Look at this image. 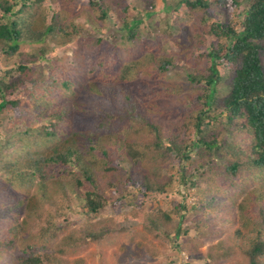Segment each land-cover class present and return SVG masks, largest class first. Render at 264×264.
I'll return each instance as SVG.
<instances>
[{
	"label": "trees",
	"instance_id": "1",
	"mask_svg": "<svg viewBox=\"0 0 264 264\" xmlns=\"http://www.w3.org/2000/svg\"><path fill=\"white\" fill-rule=\"evenodd\" d=\"M42 1L0 0V55L17 58L16 65L0 71V114L20 109L23 122L22 130L0 134V192L6 197L0 200V261L13 254L12 264H88L81 253L96 243L106 264L104 245L113 241L111 232L128 231L103 220L76 226L67 214L62 222L51 215L31 234L18 213L20 202L7 199L14 180L27 192L39 180L44 196L55 178L66 198L79 205L77 210L69 201V213L95 217L130 194L133 205L164 192L172 177L161 169L174 162L186 191L197 190L196 238L183 228V204L174 208L181 213L173 233L170 211L160 206L145 214L138 248L151 252L146 244L164 231L177 246H200L218 236L209 219L222 212L233 221L239 217L240 225L211 247L209 264H264V0H180L173 10L187 7L194 21L177 55L141 35L128 20L130 5L124 0H69L72 9L85 5L95 22L99 18L125 32L120 45L105 36L84 39L93 52H75L69 62L68 56L50 58L44 49H21L32 42L46 45L48 39L64 45L82 30L67 8L48 14ZM36 17L41 30L34 27ZM176 57L187 65L188 82L178 87L188 92L182 102L168 101L172 95L164 94L160 82ZM143 75L150 80L147 93L131 86ZM191 127L195 136L187 140ZM7 173L14 176L10 182ZM183 236L189 237L185 245ZM70 256L75 259L65 260Z\"/></svg>",
	"mask_w": 264,
	"mask_h": 264
},
{
	"label": "rangeland",
	"instance_id": "2",
	"mask_svg": "<svg viewBox=\"0 0 264 264\" xmlns=\"http://www.w3.org/2000/svg\"><path fill=\"white\" fill-rule=\"evenodd\" d=\"M124 1L130 5L128 20L136 22L135 26L140 30L142 36L154 41L156 39L159 40L169 53L176 55L180 53L179 45L187 41L188 32L192 30V23L194 21L193 13H191L187 7L182 6L179 10H173L174 7L178 6L180 0H166L167 6L164 5V0H156L155 5H150L149 0ZM83 6V8L75 10L72 9L73 6L70 5L69 0H43L40 4V8H42L43 11L49 14L50 11L55 9L59 10V8H63L61 10L65 11L67 8V14L72 21L74 20V22L82 26V30L80 33L76 34L69 43L64 45L57 43L56 40L48 39V44L46 45L44 42H32L30 44H23L21 49L37 52L44 49V51L49 54L50 58L54 57V59H60L61 57L68 56L67 62H69V57L75 52L85 54V56H87L88 52H93V48L88 45L89 43L87 44L84 42V39L86 38L105 36L112 43L120 45L121 37L125 32L119 31V28L113 27L111 24L107 25L101 22L99 18H96L98 22H95L92 17L93 15L88 13L85 5ZM168 7L170 10L167 9ZM42 10L39 8H32V11L34 12H42ZM147 12H151V15L145 17L144 14ZM35 20L37 22L35 21L36 24L34 27H39L40 30L43 29V26H40L42 24V19L36 17ZM16 61L17 58L14 56L9 57L0 55V71L8 67H13L17 64ZM46 61L48 62V60ZM178 61L180 60L176 57V63ZM63 62H65V60ZM43 64H46V62L44 61ZM185 65V62L183 63V61L173 65L169 71L165 73L163 80L160 81L163 82L165 87H163L164 94L172 95L168 101L174 97V99L177 98L182 102L184 97L188 94L186 91L180 93L178 88L179 86H182V84L188 82L184 73ZM43 72L48 75V68H44ZM144 75L141 79L134 80L131 86L136 90L142 89L147 93L148 87L146 86V82H150V80ZM154 77L155 76L149 78L152 80L151 82H155ZM145 78L147 79L145 80ZM92 100H96L95 97ZM88 104H92V101L88 102ZM19 115L20 109L15 110L14 113L6 111L0 114V134L2 136L23 129V122L18 118ZM185 136L187 140H191L195 136L194 128H189L185 132ZM150 158L151 161L149 162L154 164V159L152 157ZM192 159H196L194 151L192 152ZM171 160L173 159L171 158ZM178 169V165L174 162H166V164L163 165L161 169L162 175L172 177V182L166 186L164 192L158 193L154 197L149 198L150 201L142 204L138 199V201H135L132 205L130 198H133V196L130 194L128 198L122 202L120 201L119 204L116 203L115 205H112L109 203L101 214L95 217L92 215H89L88 217V215L79 214L75 210L69 213V210L66 209L68 208L67 205L69 201L72 202L73 208L76 207L77 210L79 205L75 202V198H66L67 193L59 190V187L61 186L60 181H55V178L50 181L49 187L47 188V194L44 196L41 195L42 191L40 188L38 189L39 180L34 186H32L33 182L30 184V187L32 188L29 189L30 192H27L25 188L22 189L19 187L17 181L14 180L12 182L13 187H8L7 189L9 191L7 192L9 194L7 199L13 196L16 199V204L17 200L20 202L17 204V209L19 210L18 213H20L21 220H28L26 223V229L28 232L31 231V234L37 231L40 228L39 226L44 225L47 218L51 217V215H55L56 221L62 222L65 215L68 214L67 216L75 221L73 225L76 226L78 225V222L83 225L86 220L90 222L103 220L111 223L112 227H115L116 229L126 228L128 231L122 234L116 230V232L113 231L111 234L108 233V235L110 234V237L112 235L114 239L113 241L108 240L109 242L107 241L104 245V247H108L106 249L108 252L106 256V264H209L210 259L207 257L208 251L211 250L214 252V249L211 247L217 244L219 240L226 239L229 234L234 232L235 228L240 225L239 217H237L236 221H233L232 217H229L228 214H223L222 212L217 213L218 215L216 214L214 217L211 216L209 222L214 224V226L210 225L211 228L219 230L221 233L219 232L218 236L212 237L211 240L207 239L200 246L193 243L188 246L189 248L177 246L175 243L168 242V236L165 235L164 231L159 238L150 235L154 240L152 242L148 240L149 242L146 244L145 248H150L152 250L151 252H148L147 249L138 248V241L142 240V235L146 231L144 228L146 220L145 214L153 212L160 206H163L170 211L171 221L168 223V227L169 230L171 229L170 233H173V230L179 225L178 214L181 213L179 212L180 210L175 211L174 208L176 207V204H183L184 206L181 208L182 213L185 214L183 228L184 230L190 229L189 236L196 238L194 220L196 219L197 214L201 212L199 208L194 206L197 205V190L193 188L189 192L186 191V186L178 180ZM7 175L8 178L5 179H7V182H10L12 179L9 178L14 176L12 173L11 175L7 173ZM120 176L123 177V173H120ZM7 182H4V185L7 184ZM127 187L131 192H136L133 186ZM4 195V192H0L1 201L6 200V197H3ZM26 199H29L28 202H30V205L27 203ZM65 200L68 201H66L63 211L62 205ZM12 201L13 199L9 202ZM11 205L15 206V203ZM80 209L81 207H79V210ZM15 210L16 208H13V212H15ZM62 211L63 213L60 215L58 212ZM29 212H34L33 214L35 215L30 216L28 214ZM84 227H86V225ZM183 234L185 233L183 232ZM29 236L30 235H28V237ZM188 238L189 237L187 236H183V238L180 239V244L185 245L188 243ZM133 241L135 242L132 243ZM101 253V247L96 243H93L88 249L82 251L81 256L86 259L88 264H101ZM4 258V261H0V264H12L15 255L8 254ZM68 259L73 261L75 256L65 258V260Z\"/></svg>",
	"mask_w": 264,
	"mask_h": 264
}]
</instances>
